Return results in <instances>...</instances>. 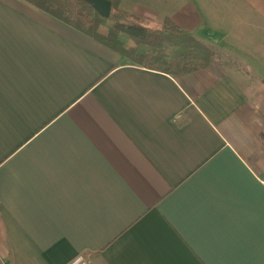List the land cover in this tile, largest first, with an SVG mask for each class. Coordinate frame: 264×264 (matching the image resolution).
Returning a JSON list of instances; mask_svg holds the SVG:
<instances>
[{
	"label": "crops",
	"instance_id": "0c3cea01",
	"mask_svg": "<svg viewBox=\"0 0 264 264\" xmlns=\"http://www.w3.org/2000/svg\"><path fill=\"white\" fill-rule=\"evenodd\" d=\"M214 57L168 75L0 0V264H264V0H120Z\"/></svg>",
	"mask_w": 264,
	"mask_h": 264
},
{
	"label": "trees",
	"instance_id": "16d2710c",
	"mask_svg": "<svg viewBox=\"0 0 264 264\" xmlns=\"http://www.w3.org/2000/svg\"><path fill=\"white\" fill-rule=\"evenodd\" d=\"M24 1L139 67L168 75H182L205 68L214 57L210 48L169 19L149 27L147 21L122 10L120 0H109L111 7L106 18L84 0Z\"/></svg>",
	"mask_w": 264,
	"mask_h": 264
},
{
	"label": "water",
	"instance_id": "95a60500",
	"mask_svg": "<svg viewBox=\"0 0 264 264\" xmlns=\"http://www.w3.org/2000/svg\"><path fill=\"white\" fill-rule=\"evenodd\" d=\"M86 1L96 13L101 17H108L110 13L111 3L109 0H84Z\"/></svg>",
	"mask_w": 264,
	"mask_h": 264
},
{
	"label": "built area",
	"instance_id": "2783aa9c",
	"mask_svg": "<svg viewBox=\"0 0 264 264\" xmlns=\"http://www.w3.org/2000/svg\"><path fill=\"white\" fill-rule=\"evenodd\" d=\"M67 264H91L90 259L87 255L79 254L74 257L71 261Z\"/></svg>",
	"mask_w": 264,
	"mask_h": 264
},
{
	"label": "rangeland",
	"instance_id": "374dc122",
	"mask_svg": "<svg viewBox=\"0 0 264 264\" xmlns=\"http://www.w3.org/2000/svg\"><path fill=\"white\" fill-rule=\"evenodd\" d=\"M119 7L122 9V7H121V5H120V2H119ZM123 10V9H122ZM125 11V10H124ZM127 12V11H126ZM144 21H147V25L149 26V27H153V26H157V24H155V21H151V22H149L148 20H145V19H143ZM149 22V23H148ZM160 25V24H159Z\"/></svg>",
	"mask_w": 264,
	"mask_h": 264
}]
</instances>
